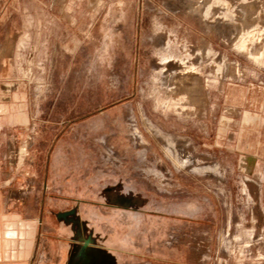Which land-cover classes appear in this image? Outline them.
<instances>
[{
    "label": "rangeland",
    "instance_id": "374dc122",
    "mask_svg": "<svg viewBox=\"0 0 264 264\" xmlns=\"http://www.w3.org/2000/svg\"><path fill=\"white\" fill-rule=\"evenodd\" d=\"M0 143L35 257L264 264V0H0Z\"/></svg>",
    "mask_w": 264,
    "mask_h": 264
},
{
    "label": "crops",
    "instance_id": "0c3cea01",
    "mask_svg": "<svg viewBox=\"0 0 264 264\" xmlns=\"http://www.w3.org/2000/svg\"><path fill=\"white\" fill-rule=\"evenodd\" d=\"M3 174L0 161V264H82L81 251L60 254L53 258L47 250V241L39 244L41 252L38 250L39 254L35 257L37 233L43 232L47 224L45 218L39 217L46 214L43 210L40 215L34 213L32 204L34 192L27 193L24 209L12 207L9 194L4 195L3 192ZM94 263L97 264V261Z\"/></svg>",
    "mask_w": 264,
    "mask_h": 264
},
{
    "label": "bare ground",
    "instance_id": "6f19581e",
    "mask_svg": "<svg viewBox=\"0 0 264 264\" xmlns=\"http://www.w3.org/2000/svg\"><path fill=\"white\" fill-rule=\"evenodd\" d=\"M184 77V76H183Z\"/></svg>",
    "mask_w": 264,
    "mask_h": 264
}]
</instances>
